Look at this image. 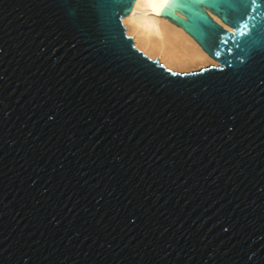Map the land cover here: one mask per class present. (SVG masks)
Segmentation results:
<instances>
[{
	"label": "water",
	"instance_id": "1",
	"mask_svg": "<svg viewBox=\"0 0 264 264\" xmlns=\"http://www.w3.org/2000/svg\"><path fill=\"white\" fill-rule=\"evenodd\" d=\"M135 1L0 0V264H264V0H167L183 73Z\"/></svg>",
	"mask_w": 264,
	"mask_h": 264
},
{
	"label": "bare ground",
	"instance_id": "2",
	"mask_svg": "<svg viewBox=\"0 0 264 264\" xmlns=\"http://www.w3.org/2000/svg\"><path fill=\"white\" fill-rule=\"evenodd\" d=\"M167 5V0L135 1L130 14L122 19L135 48L174 72H191L214 65L215 61L190 36L160 17Z\"/></svg>",
	"mask_w": 264,
	"mask_h": 264
},
{
	"label": "snow or ice",
	"instance_id": "3",
	"mask_svg": "<svg viewBox=\"0 0 264 264\" xmlns=\"http://www.w3.org/2000/svg\"><path fill=\"white\" fill-rule=\"evenodd\" d=\"M207 2L209 6H211L215 11H217L218 14L221 15L222 19L225 22H230L228 19V15L230 11L234 10V5L230 2V0H207ZM241 3L247 7H252L256 3V0H241ZM198 19L202 23L206 24L210 31H215V26L212 25L211 22L206 18L198 16ZM235 27L238 28L239 25L236 24Z\"/></svg>",
	"mask_w": 264,
	"mask_h": 264
},
{
	"label": "rangeland",
	"instance_id": "4",
	"mask_svg": "<svg viewBox=\"0 0 264 264\" xmlns=\"http://www.w3.org/2000/svg\"><path fill=\"white\" fill-rule=\"evenodd\" d=\"M127 36H129V35H127ZM208 66H210V65H208ZM213 66H218V64L215 62ZM206 67H207V66H206ZM193 71H195V70H193ZM184 72H189V71H184ZM182 73H183V72H182Z\"/></svg>",
	"mask_w": 264,
	"mask_h": 264
}]
</instances>
